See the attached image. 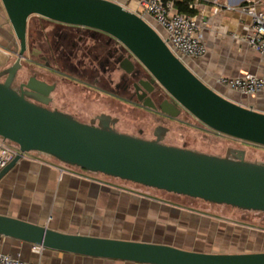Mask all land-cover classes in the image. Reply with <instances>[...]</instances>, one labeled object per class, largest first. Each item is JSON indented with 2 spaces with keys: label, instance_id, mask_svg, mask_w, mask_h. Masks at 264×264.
I'll use <instances>...</instances> for the list:
<instances>
[{
  "label": "water",
  "instance_id": "95a60500",
  "mask_svg": "<svg viewBox=\"0 0 264 264\" xmlns=\"http://www.w3.org/2000/svg\"><path fill=\"white\" fill-rule=\"evenodd\" d=\"M18 40L15 63L0 71V136L19 147L0 169V181L31 152L91 173L130 181L218 205L264 212V164L246 160V151L230 148L217 156L162 143L168 131L149 140L119 132L105 114L100 123H84L71 114L30 101L13 88L27 48L31 16L89 27L119 39L171 97L148 109L177 119L185 111L205 127L264 146V112L237 103L206 84L168 45L161 29L112 0H0ZM35 90L36 87L28 85ZM159 132V133H158ZM0 234L32 245L89 257L141 264H264V251L211 253L146 241L70 234L0 214Z\"/></svg>",
  "mask_w": 264,
  "mask_h": 264
},
{
  "label": "crops",
  "instance_id": "0c3cea01",
  "mask_svg": "<svg viewBox=\"0 0 264 264\" xmlns=\"http://www.w3.org/2000/svg\"><path fill=\"white\" fill-rule=\"evenodd\" d=\"M128 1L127 7L133 10L137 2ZM191 3L195 8H190ZM249 4L264 9V0H190L189 8L201 21L207 50L202 57L184 60L220 94L264 112V92L244 96L219 83L222 77L264 75V57L243 40L252 22L243 10ZM44 19L34 15L29 22ZM18 43L0 1V68L16 59L11 52L18 50ZM2 153L0 147V157ZM116 179L65 165L44 153H29L0 181V214L70 234L163 243L202 252L264 248V228L250 218V223L243 224L212 216L140 194ZM0 250L26 263L141 264L48 248L35 251L32 244L11 237L2 238Z\"/></svg>",
  "mask_w": 264,
  "mask_h": 264
},
{
  "label": "flooded vegetation",
  "instance_id": "af4514ba",
  "mask_svg": "<svg viewBox=\"0 0 264 264\" xmlns=\"http://www.w3.org/2000/svg\"><path fill=\"white\" fill-rule=\"evenodd\" d=\"M44 20L46 22L35 20L28 24L27 48L23 54L22 68L13 80L14 89L23 91L30 101L71 114L84 123L98 125L101 115L110 116L107 121L119 132H123L117 128L120 119L110 112L101 111L92 115L88 122L84 120L87 111L78 106L77 99L69 97L67 88H78L83 94L81 99L84 104L91 94H96L101 95L100 100L119 107L128 105L173 119L143 106L147 97L157 107L162 101L171 100V97L152 81L150 73L123 42L89 27ZM8 67L0 68V71ZM6 78L4 76L0 80ZM28 85L36 89L31 90ZM81 99L79 102H82ZM160 127L165 126H156L151 136L147 137H144L145 130L142 128L138 129V135L130 131L123 133L153 140L158 138L156 132ZM166 134L161 137L162 143H165Z\"/></svg>",
  "mask_w": 264,
  "mask_h": 264
},
{
  "label": "rangeland",
  "instance_id": "374dc122",
  "mask_svg": "<svg viewBox=\"0 0 264 264\" xmlns=\"http://www.w3.org/2000/svg\"><path fill=\"white\" fill-rule=\"evenodd\" d=\"M128 3L129 1H127V4ZM158 27L161 28L160 26ZM162 33L166 35L164 30ZM19 77L21 78V76ZM66 91L70 98L77 99L78 106L84 107V109L87 111L88 114H85L83 118L87 122L89 121L90 117L96 113L101 111L110 112L114 116L119 117L120 123L117 125V128L120 131H130L132 134L138 135V129L142 128L145 130L144 137H147L151 136L152 130L156 126L163 125L168 128V132L164 138L165 144L217 156H225L230 148L243 149L246 151V160L264 164V146L248 143L223 134H219L205 127L195 117L186 113L182 114L177 119H165L151 111L131 108L128 105L121 107L113 105L108 101L100 100L101 95L98 96L96 94H91L89 99L85 102L86 104H84L83 100L81 99L83 94L78 88L68 87ZM80 99L82 102H79ZM8 144L16 146V144L11 141H8ZM116 181L126 185L127 187L133 188L143 195H149L154 198L162 199L164 201L181 206H188V208L202 210L212 216H221V218L233 222L244 224V222L250 223V221H252L264 228V212L247 211L232 206H222L206 202L202 199L169 193L167 191L146 187L120 179H116ZM248 218H250V221L247 220ZM236 248L238 247L236 246ZM259 251H264V248L254 252ZM241 252L248 251H239L234 248L222 253Z\"/></svg>",
  "mask_w": 264,
  "mask_h": 264
},
{
  "label": "built area",
  "instance_id": "2783aa9c",
  "mask_svg": "<svg viewBox=\"0 0 264 264\" xmlns=\"http://www.w3.org/2000/svg\"><path fill=\"white\" fill-rule=\"evenodd\" d=\"M112 1L123 4V0ZM134 1L137 2V6L133 11L144 19L151 20L165 31L164 38L167 39L168 45L177 56L199 58L205 55L207 49L203 42L202 24L196 15L181 12L175 5L176 0ZM123 5L127 7V3ZM195 6V3L190 4V8H195ZM243 10L252 19L243 40L264 57V9H257L255 4H249ZM219 83L244 96L264 92V75L246 73L237 77H222ZM8 141L0 136V147L3 150L0 157V169L5 167L19 152V147L8 144ZM2 238L0 234V242ZM33 249L41 251L43 247L33 245ZM0 264L44 263H26L0 250Z\"/></svg>",
  "mask_w": 264,
  "mask_h": 264
},
{
  "label": "trees",
  "instance_id": "16d2710c",
  "mask_svg": "<svg viewBox=\"0 0 264 264\" xmlns=\"http://www.w3.org/2000/svg\"><path fill=\"white\" fill-rule=\"evenodd\" d=\"M189 1L190 0H182V1L176 0L175 5L180 11L187 13V14L194 15V10L189 8Z\"/></svg>",
  "mask_w": 264,
  "mask_h": 264
}]
</instances>
